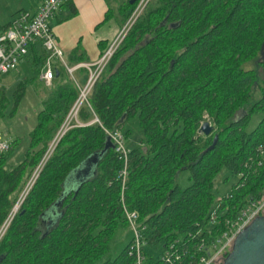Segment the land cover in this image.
<instances>
[{"label":"trees","instance_id":"16d2710c","mask_svg":"<svg viewBox=\"0 0 264 264\" xmlns=\"http://www.w3.org/2000/svg\"><path fill=\"white\" fill-rule=\"evenodd\" d=\"M131 1L109 8L104 22L118 16L123 27L141 0ZM66 8L70 17L77 13L74 0L61 9ZM100 46L104 53L109 45L101 41ZM263 50L264 0H150L81 106L78 120L83 125L61 138L9 223L0 240V264H97L110 252L117 228L128 223L124 204L146 226L148 264L158 263L174 242L194 248L201 238L220 235L228 219L264 197V164H257L258 148L264 146V77L260 97L251 103L257 75L242 68ZM45 58L42 48H31L26 58L31 76L19 82L12 98L2 83L7 75L0 77L1 118L12 103L14 113L28 86L40 81ZM66 59L71 66L88 62L81 47ZM59 67L24 158L6 167L19 136L8 139L10 150L0 153V225L88 80L85 68L74 78ZM205 112L218 127L211 135L199 132ZM260 112V122L249 130L253 114ZM135 116L144 138L130 149L123 187L124 162L108 147L106 129H122ZM85 161L93 162V176L83 179L78 190L66 187ZM182 169L190 172L187 188L176 182ZM224 169L238 181L217 199L215 179ZM216 207L218 222L209 227ZM159 245L162 251L155 254ZM129 249L130 243L101 264H133Z\"/></svg>","mask_w":264,"mask_h":264},{"label":"built area","instance_id":"2783aa9c","mask_svg":"<svg viewBox=\"0 0 264 264\" xmlns=\"http://www.w3.org/2000/svg\"><path fill=\"white\" fill-rule=\"evenodd\" d=\"M66 1L67 0H43L35 13L20 11L9 25L0 27V77L15 71L20 63L29 56L31 48L34 45H37L46 52L45 63L40 74V79L47 86H52L56 77L58 65L63 66L74 78V73L80 68H85L89 71L87 82L80 86V97L59 130L53 141L52 147H56L65 133L73 126L83 125V123L78 120V112L81 106L84 103H88V96L91 90L101 77L118 47L121 45L125 30H128L133 25L138 14L142 12L149 2V0L140 1L136 12L127 22L123 32L113 40L112 44L107 47L97 62H84L71 66L67 62L64 50L58 43L57 36L51 23L52 19H54ZM1 84L0 82V85ZM95 122H100L97 117ZM106 132L114 143L116 154L120 160L124 162V167L120 171V177L123 180V187H125L128 179V158L130 153V149L126 145V136L119 129H106ZM10 148V141L5 139L0 133V153L8 151ZM258 151L260 155L257 164L258 166H262L264 164V146L261 145ZM41 169V167L37 169L33 175V180L28 183V186L15 203L13 209L17 207V212L20 210L27 194L35 184ZM239 176L243 177L244 173H241ZM122 195L124 203V192ZM124 213L127 222L132 226L134 231V237L130 242L129 249V254L134 258L133 264H148V256L145 251L148 240L143 233L146 226L140 221L138 212L130 211L125 204ZM259 216H264V197L261 200L250 202V204L242 209L235 218L228 219L226 229L212 240L208 241L203 237L194 248H191L188 243L181 246L178 245L177 242L170 244L160 255L159 261L156 264H222L232 251L234 242L239 233ZM8 218L3 226L8 222ZM217 222L218 207L214 208L210 214V223L215 225Z\"/></svg>","mask_w":264,"mask_h":264},{"label":"rangeland","instance_id":"374dc122","mask_svg":"<svg viewBox=\"0 0 264 264\" xmlns=\"http://www.w3.org/2000/svg\"><path fill=\"white\" fill-rule=\"evenodd\" d=\"M18 1L19 0H0V13L3 14L4 17H6L9 14L8 12L13 9V6H14L13 4L17 3ZM120 1H123V0H116L115 3L113 2V0H110L113 8L117 7V5L120 4ZM30 2L35 4L37 2V0H30ZM143 11H144V9L142 10V12ZM69 12L71 13V11H69ZM142 12H140L138 14L136 19L141 15ZM136 19H135V21H136ZM53 21H54V19H52V23H53ZM134 22H133V24H134ZM126 24L121 28L120 33L123 32ZM130 28L128 30L127 29L125 30L124 37L122 38L123 40L125 39L126 35L130 31ZM120 33L118 34V36L120 35ZM123 40H122V43H123ZM112 42L113 41L111 40L109 42V45H111ZM59 66H60L59 67L60 69H63V66H61V65H59ZM242 68L245 70H253L256 72L257 82L253 86L252 100H251V103H254V101H256L260 97V87L262 84V79L264 77V50L261 51L251 61H247V62L243 63ZM28 76H31V68H30L29 64L27 63V61L24 60L20 63L19 67L15 71L11 72L5 78H3L2 83L6 84L7 89L9 91L8 94H9L10 98H12V95H13L15 89L17 88L19 82L25 81L26 77H28ZM49 87L50 86H47L41 79H40V81H39V79H35V81L30 86H28L26 95H25L23 101L17 107V110L14 113H12V109H13V103H12L8 107L6 116L4 118L0 117V133L3 135V137L5 139L11 140V139L16 138L17 136L21 137V141H20L19 146L16 148L12 157L10 158L9 162L7 163V166H6L7 168H11L12 166L16 165L17 163H19L24 158V155H25V153L29 147V144H30V132L34 129V127L37 124L38 113L41 110V108L43 107V100L48 95ZM262 117H263L262 112L254 113L252 118H251V121L248 125V129L249 130L254 129L258 125V123L260 122ZM206 121H209L212 125L215 126V132H216V130L218 129L217 124L214 122V119L207 112H205V114H204V119L201 122V126ZM201 126H200V128H201ZM200 128H199L200 134H204L200 131ZM129 129L131 131H130L129 136L126 137L127 147L129 149H132V148H135L137 146L142 145L141 142H142V139L144 138V134H143V131L141 129L138 116H135V117L131 118L130 120H128L125 123L124 127L122 129H119V130H121L123 133H126L127 130H129ZM216 135H218V134H216ZM218 137H219V135H218ZM52 145H53V142L51 143L50 147L48 148V150L44 154L43 158L41 159V161L38 164L35 171L29 177V179H28L26 185L24 186L21 194L19 195L18 199L20 198V196L24 192L25 188L28 186V183H30V181L33 180V177H34L33 175L35 174L37 169L39 167H41L42 168L41 171L43 170V168L45 167L49 158L52 156V154L55 151L58 144L56 145V147H52ZM48 154H50V155H48ZM227 177H228V179H227ZM237 181H238V177L231 175L226 169H224L215 179L213 191L216 194L217 199H220V198L226 196L228 191L232 188L233 184H235ZM176 182L182 188H187L189 185H191L192 181L190 180L189 170H187V169L180 170L177 174ZM24 202H23V204H24ZM3 224L0 225V229H1V226H3ZM210 226H212V224H209V227ZM133 237H134V231L132 229V226L129 223H127L126 225L121 224L117 228L116 232L114 233V235L111 239V250H110V252L107 255H105L103 258H101L97 262V264H101L102 262H104L109 257L115 258L132 241ZM162 248H163L162 245H159L157 247V249H153V252L155 254H158L160 251H162Z\"/></svg>","mask_w":264,"mask_h":264},{"label":"crops","instance_id":"0c3cea01","mask_svg":"<svg viewBox=\"0 0 264 264\" xmlns=\"http://www.w3.org/2000/svg\"><path fill=\"white\" fill-rule=\"evenodd\" d=\"M115 1L113 0L114 3ZM42 2L43 0H37L33 4L30 0H19L13 4V9L6 17L0 13V27L9 25L20 11L35 13ZM111 7L113 8L110 0H74V8L77 11L75 15L70 17L69 8L61 9L57 13L51 23L66 57L71 56L75 48L81 47L89 63L97 62L103 53L100 42L109 45L122 28L118 16L104 22Z\"/></svg>","mask_w":264,"mask_h":264},{"label":"water","instance_id":"95a60500","mask_svg":"<svg viewBox=\"0 0 264 264\" xmlns=\"http://www.w3.org/2000/svg\"><path fill=\"white\" fill-rule=\"evenodd\" d=\"M136 0H132L134 3ZM57 77L59 71L56 70ZM200 131L205 135H211L215 131V126L209 121L202 124ZM218 135L215 136V141L211 148L216 145ZM114 148V143L109 136L108 147ZM95 168L93 162L85 161L80 168L68 177L66 187L74 186L75 189L80 188L83 179L93 176ZM222 264H264V216H259L253 222L243 229L236 238L232 251L226 257Z\"/></svg>","mask_w":264,"mask_h":264},{"label":"bare ground","instance_id":"6f19581e","mask_svg":"<svg viewBox=\"0 0 264 264\" xmlns=\"http://www.w3.org/2000/svg\"><path fill=\"white\" fill-rule=\"evenodd\" d=\"M22 207V206H21ZM21 209V208H20ZM19 212V211H18ZM17 212V207L15 209H13L11 211V214L9 215V218H8V222L6 223V225L2 226L1 229H0V240L3 236V234L5 233L4 231H6L5 229H7L9 223L11 222L12 218L18 213Z\"/></svg>","mask_w":264,"mask_h":264}]
</instances>
